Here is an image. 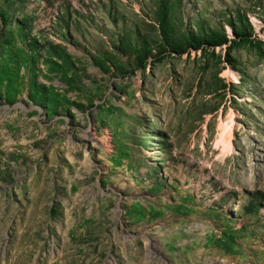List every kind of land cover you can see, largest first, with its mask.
Returning <instances> with one entry per match:
<instances>
[{
  "label": "rangeland",
  "instance_id": "obj_1",
  "mask_svg": "<svg viewBox=\"0 0 264 264\" xmlns=\"http://www.w3.org/2000/svg\"><path fill=\"white\" fill-rule=\"evenodd\" d=\"M0 264H264V0H0Z\"/></svg>",
  "mask_w": 264,
  "mask_h": 264
},
{
  "label": "bare ground",
  "instance_id": "obj_2",
  "mask_svg": "<svg viewBox=\"0 0 264 264\" xmlns=\"http://www.w3.org/2000/svg\"><path fill=\"white\" fill-rule=\"evenodd\" d=\"M234 72L228 71L227 75L228 76H234ZM233 132H234V119H233V114L227 118V120L223 123V128L221 130L217 146H219L222 150V155H231L234 150V145H233ZM249 151L251 150L250 148L248 149Z\"/></svg>",
  "mask_w": 264,
  "mask_h": 264
},
{
  "label": "trees",
  "instance_id": "obj_3",
  "mask_svg": "<svg viewBox=\"0 0 264 264\" xmlns=\"http://www.w3.org/2000/svg\"><path fill=\"white\" fill-rule=\"evenodd\" d=\"M161 20L163 21V24L165 25V12L163 11V14L160 16ZM164 30H166V28L163 26ZM168 31V28H167ZM165 35H167V32L165 33Z\"/></svg>",
  "mask_w": 264,
  "mask_h": 264
}]
</instances>
